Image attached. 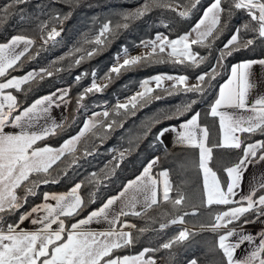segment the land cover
I'll return each instance as SVG.
<instances>
[{
  "label": "snow or ice",
  "instance_id": "obj_1",
  "mask_svg": "<svg viewBox=\"0 0 264 264\" xmlns=\"http://www.w3.org/2000/svg\"><path fill=\"white\" fill-rule=\"evenodd\" d=\"M24 2L25 0H14L16 4ZM155 3L156 0H150L134 11L124 14L122 20L125 23L115 25L111 21L105 23L94 40L89 41L94 45L91 50H75L81 55L74 60V63L79 65L86 57L91 58L97 54L100 49L106 46L110 35H114L121 28H127V22L146 15ZM200 3L201 0H187L183 6H173L172 4L164 6L178 11L180 17L188 18ZM11 6H6L5 12ZM238 10H246L249 22L233 31L219 52L216 66L210 72L199 75L197 84L190 85L186 75H156L142 81L140 91L135 92L124 102H117L113 107L112 115H134L138 106H145L152 99H161V96L154 94L158 89L164 92L169 91L164 88L165 81H172L170 87L174 90L182 86V90L185 92L203 94L206 78L209 83L215 80L219 75L217 69L223 67V61L227 57L241 49L254 46L257 39H264V0H211L189 32L176 39H169L167 36L157 34L154 40L141 42V45L150 51L139 55H130L127 48H123L121 53H117L114 57L115 63L109 68L103 79L110 80L113 74L118 76L121 70H131L146 63L171 61L198 67L206 57L201 56L199 52H194L192 46L211 48L212 42L219 35L222 17L225 14L230 16ZM42 28H47V25H43ZM241 33H254L255 35L253 38L243 39ZM59 35L60 32L53 27L46 32L43 44L55 42ZM34 44L35 40L25 35H14L7 42L0 43V77H5L9 69L17 66ZM21 45L24 46L22 49ZM256 63L264 65V59L247 60L232 65L229 78L219 87L218 96L210 105L209 114L219 119L222 135L218 144L211 147L208 145V129L199 124V112L194 113L178 127H163L157 133V140L162 142L167 133L174 132L177 145L199 150L197 167L203 174V203L208 207L236 203L232 199L235 195L234 189L241 182L246 164L251 163L250 158L256 157L257 152L264 149V141L258 140L244 144L238 135V133L251 135L257 132L264 134V95H258L249 104L250 94L258 87L250 71ZM52 75L53 72L41 68L39 71L28 72L23 77H12L0 82V214L14 212L21 208L29 196L35 195L34 189L39 184L58 182L50 181L47 178L38 181L30 180V177L33 175L47 177L49 170L61 157L66 153L74 154L76 152V145L86 132H91L98 126L106 130H112L114 126H118L116 119L107 120L110 113L105 110L102 113H94L95 117L105 119H90L85 122L80 132L65 140L60 147L56 148L50 145L35 147L37 141L55 135L63 129V124H58L48 115L51 106L55 103L56 93L35 100L20 114L13 116V112L17 110V98L12 92L5 90L11 88L18 90L23 84L34 80L37 76L43 79L45 76L51 77ZM84 75L87 73L76 79H82ZM153 84L154 87L151 86ZM105 87L107 84L98 83L96 73L93 71L90 86L84 88L77 98L78 108L84 107L83 101L89 94L100 93ZM58 91L61 93V100L68 95L67 89ZM194 103L195 101L189 102L183 109L175 110L177 115H165L164 119H179L180 116L186 115L191 110ZM41 119L45 120V124L39 125L38 131L33 130V126L38 125ZM9 123L19 128L20 131L17 133L5 132L4 129ZM159 123H162L159 118L152 120L150 126L145 129L146 134L151 131V126ZM242 144L243 154L236 163L224 169L228 180L226 184L222 185L217 172L210 167L213 148L241 149ZM126 151L128 150L121 151L118 153V157H114L116 163L111 169V174H114L115 168H118L125 158ZM259 159L264 160V154L260 155ZM75 162L74 159L73 163ZM159 162L160 157H153L143 167L141 173L129 180L115 196L109 197L98 210L92 211L86 218L72 223L70 229L66 228L65 221L61 217L78 215L84 204L83 198L78 194L82 184H75L66 194L45 193L44 200L51 199L55 201L54 204L43 203L34 206L30 212L20 217V223H22L34 213L43 212L42 217L37 216L31 221L34 225L38 224L41 227L27 231L20 229V225L17 223L6 225V229L0 228V264H156L151 257L145 258L147 253L154 252L156 249L144 248L135 256L113 257L112 253L115 249L133 244L132 234L117 231L114 227L103 232H93L87 229V225L100 219L109 221L110 225H116L120 217L129 214L139 216L141 213L136 210L138 205L143 208L146 214L147 210L158 205L161 201L170 203L173 208L179 211L185 203L186 197L179 189H176L175 196L171 195L173 186L168 169L153 174V169ZM159 177L163 179L161 180ZM104 178H109V174L105 173ZM102 182L96 173H93L89 180V183L95 185H100ZM22 185L24 186V195L18 196L17 189H20ZM259 187L264 190V180L260 182ZM118 201L120 202L119 212H113L112 206ZM256 212L264 217V195L257 196L256 190L253 189L248 196L242 198L240 206L229 207L227 210L215 213L209 225H201L202 228L207 227L214 233L222 231V234L218 235L216 247L222 253L224 264H264V232L260 234L257 244L252 234L245 233L243 229L237 232L235 228L229 227L245 214ZM185 215L187 213L178 215L170 223L183 224ZM110 216L111 219H109ZM3 219L4 216L0 215V222H3ZM249 222L247 219L244 220V224ZM126 224L127 222H125ZM53 225L56 227L54 228ZM167 226L166 224L160 225L161 228ZM140 231L145 230L141 229ZM192 235L194 233L185 227L176 236L163 243L161 247L171 249L174 245L189 241ZM233 237L236 239L233 240ZM245 243H252L254 247L244 257L237 258V250ZM189 264H198V262L196 259H192Z\"/></svg>",
  "mask_w": 264,
  "mask_h": 264
},
{
  "label": "trees",
  "instance_id": "obj_2",
  "mask_svg": "<svg viewBox=\"0 0 264 264\" xmlns=\"http://www.w3.org/2000/svg\"><path fill=\"white\" fill-rule=\"evenodd\" d=\"M146 2L150 0H25L24 3L19 4L14 3V0H0V43L7 42L14 35H25L35 40V44L21 58L17 66L9 69L6 76L0 79L41 68L53 72L51 77L45 76L40 79L37 76L14 91L17 98V110L13 112V116L43 95L60 87L69 88V105L66 118L62 123L63 129L55 135L38 141L35 146H59L80 131L89 114L99 110L107 109L110 113L107 120L118 121V126H114L112 130L98 126L91 132H86L76 152L66 153L61 157L49 170L47 177L31 176L30 180L38 181L47 178L58 182L39 184L34 189L35 195L29 196L21 208L14 212L0 214L4 216L3 222H0V228L6 229V225L17 224L22 215L43 201L45 193L68 192L75 184L81 183L79 192L84 204L78 215L64 217L70 225L101 207L129 180L138 176L153 157L158 156L160 162L154 168V174L168 169L173 186L171 195L175 196L176 189H179L186 197L185 203L178 211L170 203L161 201L147 210L146 214L142 211L139 216H123L121 221L129 220L135 224V229L131 232L134 242L127 247L115 249L112 253L113 257L134 254L149 248L156 249L154 252L147 253V256L157 259V264H188L192 259H196L198 264H224L222 253L216 247L218 235L222 234V231L214 233L207 227L202 228L201 225H209L215 213L238 204L206 206L203 203V174L197 167L199 150L192 147L167 148L157 140V133L161 128L178 125L199 112L201 126H206L208 129V145L211 147L218 144L220 142L219 119L209 114L210 105L216 99L219 86L228 77L229 68L233 64L264 58V39H257L254 46L241 49L227 57L224 60L226 66L218 70L219 75L215 80L209 83L206 78L203 94L185 92L182 86L175 90L170 86H164L169 90L168 92L158 89L154 94L161 96V99H152L147 105L138 106L134 115L114 116L112 115L114 105L131 97L140 89L141 82L146 79L156 75L171 74L186 75L190 80L192 77L210 72L220 50L233 31L249 22L246 10L234 11L230 16L225 14L222 17L219 35L212 42L211 48L192 46L194 52H199L201 56L206 57L198 67L171 61L146 63L131 70H121L118 76L113 74L110 80L103 79L115 63L114 57L117 53H121L123 48L126 47L128 52L140 50L143 47L142 41L154 40L157 34L176 39L191 30L204 8L211 2V0H201L191 16L183 18L178 15V11L164 5L183 6L187 0H156L155 5L146 15L127 22V28H121L114 35H110L106 46L97 54L91 58L86 57L79 65L74 63V60L81 55L75 50H91L94 45L89 41L94 40L105 23L109 21L113 25L125 23L122 16ZM8 5L12 6L5 12V7ZM43 25H47V28H42ZM53 27L60 32V35L56 37L55 42L43 44L46 32ZM254 35V33H241L243 39L253 38ZM93 71L96 73L97 82L107 84V87L100 93L89 94L83 101L84 107L78 108L77 98L84 88L90 86ZM85 73L87 75H84L82 79H76ZM191 101L195 103L186 115L180 116L179 119H164L165 115H177L175 110L183 109ZM157 118L161 119L162 123L151 126V131L146 134V127ZM241 140L244 144L258 140L264 141V134L259 132L251 135L241 134ZM125 150H128L125 152V158L119 167L115 168L114 174H111V169L116 163L114 157H118V153ZM262 152L264 149L260 150V153ZM242 154L243 144L241 149L213 148L210 167L217 172L223 185L226 184L224 169L236 163ZM74 159L75 163H73ZM190 164L194 174L183 170L184 166ZM180 165H184L181 170L178 169ZM93 173H96L97 177L103 181L100 185L89 183ZM105 173L109 174V178H104ZM23 187L22 185L20 189H17L18 196L24 195ZM261 194H264V190L258 189L256 195ZM184 213L187 215L184 216L183 224L170 223ZM258 216H260L259 212L247 213L229 227L243 225L245 219L252 221ZM161 224L168 226L161 228ZM185 227L194 233L189 241L174 245L171 249L161 247ZM141 229L145 231L141 232Z\"/></svg>",
  "mask_w": 264,
  "mask_h": 264
},
{
  "label": "crops",
  "instance_id": "obj_3",
  "mask_svg": "<svg viewBox=\"0 0 264 264\" xmlns=\"http://www.w3.org/2000/svg\"><path fill=\"white\" fill-rule=\"evenodd\" d=\"M20 47L22 49L24 46L21 45ZM260 59H264V58L251 59V60L258 61ZM244 61H247V60H244ZM241 62H243V61H241ZM241 62H239V63H241ZM233 65H235V64H233ZM31 71H33V70H30L28 72H31ZM36 71H39V70H36ZM250 71L252 73V78L258 84V87H256L255 90L250 94V96H249V104H251L258 95H264V65H260L259 63H256V64H254L252 66ZM28 72H26V73H28ZM230 72H231V67L229 68L228 77L221 83V85H223L226 82V80L229 78ZM26 73L21 74V75L10 76V77L4 78V79H0V82H4L5 80L11 79L12 77H23ZM65 89L68 90V94H69V88L68 87H60V88L55 89L53 92H51L49 94L41 96V97H44V96L50 95L52 93H56V96L54 97L55 103L51 106L48 115L51 117L52 120H55L58 124H62L64 122L65 118H66V115H67V110H68V105H69L68 95L65 96L63 100H61L60 99L61 93H60V91H58V90H65ZM15 90H17V89L11 88V89H6L5 91L6 92H12V94L15 96V94H14ZM139 90H141V88ZM218 92H219V89H218ZM217 96H218V93H217ZM217 96H216V98H217ZM41 97H39V98H41ZM39 98H37V99H39ZM105 110H107V109L99 110V111H96V112H93V113L89 114L86 117L84 123L89 121L90 119L91 120L104 119L102 117L101 118L95 117L94 113H102ZM22 111H23V109L20 112H22ZM20 112H18L16 115L20 114ZM48 122L51 123V121H48ZM84 123H83V125H84ZM181 123H183V122H181ZM43 124H45V120L41 119L39 121L38 125H34L33 126V130L38 131L39 130V125H43ZM180 124L174 125V126L178 127ZM199 124H200V118H199ZM82 128H83V126L81 127V129ZM4 131L7 132V133H17V132L20 131V129L15 127V126H13V124L9 123L5 127ZM78 133H76L73 136H76ZM221 135L222 134H221V130H220V141H221ZM238 135H240V137H241V134L238 133ZM73 136H71V137H73ZM69 138H67V139H69ZM63 143H64V141L59 146H52V147L58 148ZM78 144L76 145V148H77ZM162 144L165 147H167V148L188 147V146L177 145L175 143V133L174 132L167 133L165 135V137L163 138V140H162ZM35 147H43V146H35ZM262 154H264V152L260 153V150H259L257 152V156L256 157L250 158L252 162L246 164V166H245L246 170L243 172V176H242L241 182H240L239 186L234 189L235 195L232 197V199L234 201H236L235 204H238L237 206H240V202L242 201V198L248 196L249 193L253 191V189H255L256 192H257L258 189H260L259 184H260V182L262 180H264V160H260L259 159V156L262 155ZM153 174H154V171H153ZM159 179H161V178L159 177ZM227 180H228V178H227V175H226V177L224 178V182H227ZM220 181H221V184L223 185V181L221 180V178H220ZM68 192H47V193L48 194H57V195H59V194H66ZM78 194L81 196L79 190H78ZM261 195H264V194H261ZM43 203H52V204H54L55 201H52L51 199H49L48 201H45L44 198H43V201L41 203L37 204V205H41ZM37 205H35V206H37ZM237 206H235V207H237ZM98 209H96V210H98ZM119 209H120V202L118 201L117 204L112 206V211L113 212H119ZM136 210L139 211L140 213L142 211H144L143 208L141 206H139V205L137 206ZM28 212H30V211H28ZM27 213H25V214H27ZM43 215H44L43 212H38V213H34L32 216H30L28 219L24 220L22 223H20V220H19L18 223L20 225V229L27 230V231H33V230H36L37 228L41 227V225H38V224L34 225L31 221L33 219H36L37 216L42 217ZM129 215H133V214H129ZM87 216H85L84 218H86ZM84 218H81V219H84ZM121 218L122 217H120V220H119V222L116 225H110L109 221L103 220V219L94 220L89 225H87V229L90 230V231H93V232H103V231L109 230L110 228L114 227L117 231H125V232H130L131 233L135 229V224L133 222L129 221V220L121 221ZM61 219H64L66 228L70 229V225L72 223L70 225H68L67 221L65 220L64 217H61ZM109 219H111V216L109 217ZM125 222H127L126 225H125ZM53 227L55 228L56 225H53ZM235 229H236L237 232H240L241 229H243V231L245 233L252 234L255 237L256 243L258 244L259 243V239H260V234L262 232H264V217L258 216L257 218H255L254 220L250 221L247 224H243V225L235 227ZM232 239L235 240L236 237H233ZM253 247H254V245L252 243H245L244 245L241 246L240 249L237 250L236 257L237 258L244 257L249 251L252 250ZM137 254L138 253H134V254H128V255H124V256H135ZM145 258H148L147 254H146ZM151 258L155 260L156 264L158 263L157 259H155L153 257H151Z\"/></svg>",
  "mask_w": 264,
  "mask_h": 264
},
{
  "label": "rangeland",
  "instance_id": "obj_4",
  "mask_svg": "<svg viewBox=\"0 0 264 264\" xmlns=\"http://www.w3.org/2000/svg\"><path fill=\"white\" fill-rule=\"evenodd\" d=\"M162 35V34H161ZM165 36V35H164ZM147 51H150V49H147V48H145V47H142V48H140V50H137V51H135V52H129V54L130 55H139V54H143V53H146ZM122 62V61H121ZM214 66H216V62L214 63ZM226 66V63L223 61V67H225ZM219 69H221V68H218L217 69V71L219 70ZM162 75H171V74H162ZM172 76H179V75H172ZM98 83H101V82H98ZM173 82L172 81H165L164 82V86H171V84H172ZM188 83L190 84V85H195V84H197L198 83V80H197V77H192L190 80H188ZM151 86H153L154 87V84L153 85H151ZM140 91V90H139ZM197 94V93H196ZM132 96V95H131ZM122 102H124V101H122ZM182 166H184V165H180V167L178 168L179 170H181L182 169ZM192 165L190 164V165H186V166H184L183 167V170L185 171V172H189V171H191L192 173H193V171H192ZM160 172V171H159ZM194 174V173H193ZM170 176V175H169ZM161 178V180L163 179L162 177H160ZM170 180H171V178H170ZM139 253V252H138Z\"/></svg>",
  "mask_w": 264,
  "mask_h": 264
}]
</instances>
